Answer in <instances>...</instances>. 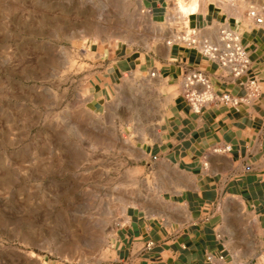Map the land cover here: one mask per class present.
<instances>
[{
  "label": "rangeland",
  "instance_id": "rangeland-1",
  "mask_svg": "<svg viewBox=\"0 0 264 264\" xmlns=\"http://www.w3.org/2000/svg\"><path fill=\"white\" fill-rule=\"evenodd\" d=\"M208 2L235 17L264 5L198 0L199 9ZM167 3V19L153 22L139 0H0V264L109 258L128 195L141 182L139 146L120 121L153 114L155 91L133 88L111 122L87 106V75L97 52L119 41L141 50L177 41L190 0ZM223 221L243 244L245 220L233 212Z\"/></svg>",
  "mask_w": 264,
  "mask_h": 264
},
{
  "label": "crops",
  "instance_id": "crops-1",
  "mask_svg": "<svg viewBox=\"0 0 264 264\" xmlns=\"http://www.w3.org/2000/svg\"><path fill=\"white\" fill-rule=\"evenodd\" d=\"M139 1L151 21L167 19L168 0ZM187 7L188 27L214 34L226 24L240 33L260 95L238 110L207 105L196 113L182 97L184 71L205 72L219 92L240 95L243 89L194 49L166 43L141 50L119 41L97 52L86 80V104L97 114L107 113L114 122L112 110L123 106L120 101L129 98L133 88L144 85L155 91L149 99H154L153 114L120 121L124 135L139 146L134 167L141 182L128 195L109 258L101 264L264 260V27L253 26L245 13L232 16L213 2L199 9L198 0H190ZM225 201L233 206L222 211L219 205ZM233 212L247 223L240 245L231 238L232 225L223 221Z\"/></svg>",
  "mask_w": 264,
  "mask_h": 264
},
{
  "label": "built area",
  "instance_id": "built-area-1",
  "mask_svg": "<svg viewBox=\"0 0 264 264\" xmlns=\"http://www.w3.org/2000/svg\"><path fill=\"white\" fill-rule=\"evenodd\" d=\"M246 16L253 26L264 27V5L249 4ZM186 28L179 32L177 41H167L170 42L168 44L181 43L194 49L216 63L220 75L226 74L238 81L243 89L240 95L216 91L205 72L188 69L181 75V91L192 111L198 113L207 105H223L238 110L242 105L256 101L260 95V85L256 75L251 72V61L241 42L240 33L226 24L221 25L212 35L201 33L196 27ZM150 75L154 76L155 72L152 71Z\"/></svg>",
  "mask_w": 264,
  "mask_h": 264
},
{
  "label": "bare ground",
  "instance_id": "bare-ground-1",
  "mask_svg": "<svg viewBox=\"0 0 264 264\" xmlns=\"http://www.w3.org/2000/svg\"><path fill=\"white\" fill-rule=\"evenodd\" d=\"M177 12H180V14L183 12V11L180 10L179 6H178V11H177ZM187 27H188V26H187Z\"/></svg>",
  "mask_w": 264,
  "mask_h": 264
}]
</instances>
